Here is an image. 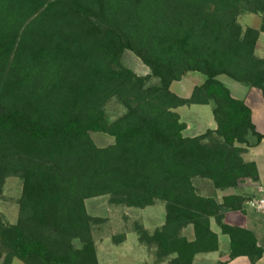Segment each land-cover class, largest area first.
<instances>
[{
	"label": "trees",
	"instance_id": "trees-1",
	"mask_svg": "<svg viewBox=\"0 0 264 264\" xmlns=\"http://www.w3.org/2000/svg\"><path fill=\"white\" fill-rule=\"evenodd\" d=\"M242 11L260 15L259 29H242ZM260 33L264 0H0V199L7 178L22 182L16 223L0 215V264H98L92 232L100 220L85 201L104 196L134 209L163 203L161 227L149 233L134 225L155 262L193 264L217 252L212 219L228 237L229 259L256 264L264 241L224 222L226 213L245 215L243 198L219 202L199 194L195 181L214 191L259 181L256 164L242 155L264 134L218 79L264 99ZM125 52L150 74L125 68ZM188 73L205 80L181 98L170 87ZM150 78L157 85L148 86ZM114 98L125 113L107 121ZM210 104L216 128L184 136L174 110ZM91 133L114 143L99 148ZM189 227L192 240L182 234Z\"/></svg>",
	"mask_w": 264,
	"mask_h": 264
},
{
	"label": "rangeland",
	"instance_id": "rangeland-1",
	"mask_svg": "<svg viewBox=\"0 0 264 264\" xmlns=\"http://www.w3.org/2000/svg\"><path fill=\"white\" fill-rule=\"evenodd\" d=\"M237 22L242 29H259L261 18L259 14H251L242 11L237 18ZM255 56L259 59H264V33H260L259 35ZM121 64L138 76H147L150 74L148 68L131 52H125L122 55ZM204 80L205 78L198 73H188L185 78L177 82L174 87L183 90L184 94H181L179 97L187 98L190 95L189 93L192 87L201 85ZM218 80L226 85L234 98L243 100L246 103L252 111V122L255 125L256 131L264 134V99L261 93L258 90L244 87L225 77H220ZM157 83L158 81L156 79L150 78L147 85L154 86L157 85ZM174 111L178 113L181 121L186 124V130L183 132L186 137L200 136L207 130H214L216 128L212 116V104L207 106H184ZM105 113L107 121H113L125 113V108L114 98L106 104ZM90 137L99 148H104L114 143V139L105 134L91 133ZM250 143L252 144L253 141ZM241 147L245 148L244 146ZM242 158L245 162H247L246 160H252L248 162H254L256 164L259 174L258 183L247 184L249 181H244L240 183L237 189L214 191L213 188L209 186V183L196 180L195 187L199 194L204 196L214 195L219 202H221L222 198L225 196H241L244 200L243 210L245 215L238 213L236 216H238L239 219H232V221H238L243 225L248 224V227L250 225L252 229L254 228L259 244L262 245L264 241V215L253 211L247 205V201L254 196L257 185H264V141L258 146L247 148ZM21 187L22 182L18 177H9L4 183L2 197L0 199V215L6 224H15L17 221ZM85 207L87 213L91 217L100 220L93 226L92 237H95L94 239L99 240L101 243L100 247L102 248L101 251L103 261L105 262L104 264H116L117 252L121 250L120 244L122 246L125 240L127 241L128 248L137 253L134 264H146L148 261H155V249L137 243L138 239L134 232V225H141L149 233H153L157 228L161 227L164 224L163 219L165 214L163 203L157 202L155 205L145 209H134L111 205L109 203V198L104 196L85 201ZM212 222V227L218 232L221 241L227 242L228 237L219 233V228L214 220ZM191 233L190 227L182 231L183 236L188 239H191ZM114 236L120 237L121 240V236H124V239L122 242L116 244L112 240ZM74 244L76 247L79 246L78 242H74ZM136 244H138V248ZM105 255L108 258H106ZM13 261V264H23L16 259Z\"/></svg>",
	"mask_w": 264,
	"mask_h": 264
},
{
	"label": "crops",
	"instance_id": "crops-1",
	"mask_svg": "<svg viewBox=\"0 0 264 264\" xmlns=\"http://www.w3.org/2000/svg\"><path fill=\"white\" fill-rule=\"evenodd\" d=\"M176 83L177 82L172 83L170 90L172 93H174L178 96H181V94H184V92H183V90L176 89L174 87V85ZM194 87H196V86L192 87L189 94H191ZM252 119H253V114H252ZM257 132L260 133L259 131H257ZM260 134H262V132ZM246 161L248 162V161H252V160H246ZM248 183H251V182H247V184ZM237 214H238V212L227 213L224 217V222L226 224H229V225L239 226V227H242V228H245L248 230H252L255 233L254 228L252 229V227L250 225L248 227V224L243 225L242 223H239L238 221H236V222L232 221V219H235V220L239 219L238 216H236ZM164 218H165V214H164ZM163 221H164V219H163ZM212 221L213 220L211 219L210 228L218 237L219 249L217 252H214V253L196 255L194 258L193 264H250L249 260L246 257H239V258H236L233 260L229 259V257H228V255H229V240H227V242L221 241L218 232H216L212 227V223H213ZM190 229H191V227H190ZM219 233H221L220 230H219ZM255 235H256V233H255ZM192 239H193V234L191 233V239H189V240H192ZM94 243H95V248H96V256H97L98 264H104L105 262L103 261L102 251H101L102 248L100 247L101 243L99 240H95V239H94ZM258 243H259V241H258ZM136 245L138 248L139 247L138 244H136ZM120 249L121 250L119 252H117L118 256H116V258H117L116 264H134V259H136L137 253L130 250V248H128L126 240L124 241V243H122V246L120 244ZM106 258H108V257L106 256ZM146 261H147V259H146ZM13 263H14V261H13ZM146 264H166V262L148 261V262H146ZM256 264H264V255Z\"/></svg>",
	"mask_w": 264,
	"mask_h": 264
},
{
	"label": "built area",
	"instance_id": "built-area-1",
	"mask_svg": "<svg viewBox=\"0 0 264 264\" xmlns=\"http://www.w3.org/2000/svg\"><path fill=\"white\" fill-rule=\"evenodd\" d=\"M247 205L256 213L264 215V185L256 187L254 196L247 201Z\"/></svg>",
	"mask_w": 264,
	"mask_h": 264
}]
</instances>
